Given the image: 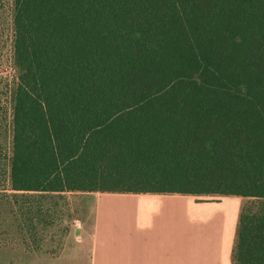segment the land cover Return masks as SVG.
Masks as SVG:
<instances>
[{
    "label": "trees",
    "instance_id": "16d2710c",
    "mask_svg": "<svg viewBox=\"0 0 264 264\" xmlns=\"http://www.w3.org/2000/svg\"><path fill=\"white\" fill-rule=\"evenodd\" d=\"M12 53L11 190L264 200V0H14Z\"/></svg>",
    "mask_w": 264,
    "mask_h": 264
},
{
    "label": "crops",
    "instance_id": "0c3cea01",
    "mask_svg": "<svg viewBox=\"0 0 264 264\" xmlns=\"http://www.w3.org/2000/svg\"><path fill=\"white\" fill-rule=\"evenodd\" d=\"M195 197L103 193L94 198L95 211L82 213L64 231L58 254L38 243V226L28 248L16 229L21 241L0 247V264H232L238 208L228 212L224 202Z\"/></svg>",
    "mask_w": 264,
    "mask_h": 264
},
{
    "label": "rangeland",
    "instance_id": "374dc122",
    "mask_svg": "<svg viewBox=\"0 0 264 264\" xmlns=\"http://www.w3.org/2000/svg\"><path fill=\"white\" fill-rule=\"evenodd\" d=\"M13 17L14 0H0V247L20 243L21 234H18L20 238L14 235L16 229L18 233L23 234V247L34 246L30 241L34 239V230L36 231L38 226V243L48 244L50 253L58 254L62 249L64 231L76 226L82 213L95 211L97 203L94 198L101 197L103 192L22 194L10 189L13 156L12 113L18 77L12 53ZM195 200L204 203L224 202V210L228 212H234L236 207L239 214H245L249 226L254 224L253 221H257L254 217L260 219L261 214H264V200L210 195L196 196ZM231 217L234 221V214ZM46 229H49V232ZM26 239L29 240L28 243L25 242ZM234 248L232 264H240L238 243Z\"/></svg>",
    "mask_w": 264,
    "mask_h": 264
}]
</instances>
